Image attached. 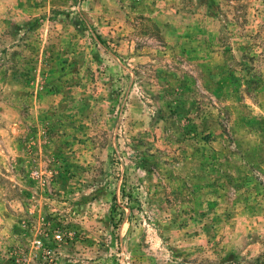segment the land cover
<instances>
[{"label": "rangeland", "instance_id": "obj_1", "mask_svg": "<svg viewBox=\"0 0 264 264\" xmlns=\"http://www.w3.org/2000/svg\"><path fill=\"white\" fill-rule=\"evenodd\" d=\"M0 264H264V0H0Z\"/></svg>", "mask_w": 264, "mask_h": 264}]
</instances>
